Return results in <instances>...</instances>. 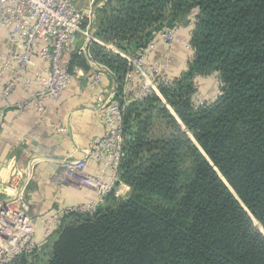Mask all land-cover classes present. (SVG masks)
Returning <instances> with one entry per match:
<instances>
[{"label": "trees", "instance_id": "1", "mask_svg": "<svg viewBox=\"0 0 264 264\" xmlns=\"http://www.w3.org/2000/svg\"><path fill=\"white\" fill-rule=\"evenodd\" d=\"M193 9L187 69L124 106L130 196L69 211L44 263L35 250L7 264H264V0H105L93 33L137 55ZM90 49L120 93L127 59L96 41ZM91 63L71 54L73 71ZM215 72L221 93L196 106L198 77Z\"/></svg>", "mask_w": 264, "mask_h": 264}, {"label": "built area", "instance_id": "2", "mask_svg": "<svg viewBox=\"0 0 264 264\" xmlns=\"http://www.w3.org/2000/svg\"><path fill=\"white\" fill-rule=\"evenodd\" d=\"M84 1L0 0V30L8 41V51L0 61V139L5 119L4 107L14 106L19 114L35 109L43 119L46 104L51 100H60L71 88L75 77V70L70 69L74 51L84 53L98 70L88 76L93 88H101L103 72L113 76L108 67L92 61L90 48L96 41L115 51L119 50L115 44L106 43L94 35L95 0H88L85 5ZM179 31V23L166 27L140 54L119 51L128 61V70L122 92L117 93L116 82L113 92L99 96L98 110L102 113L105 130L94 138L88 150L90 163L95 165V170L90 169L91 165L86 159L63 160L67 172L60 179L79 188L94 189L96 200L67 206L44 216L42 244L35 239L31 204L26 197L28 180L25 185L20 184L15 195L8 196L0 203V264L21 253L37 250L52 236L69 211H93L105 202L109 194L121 198V188H131L120 176V165L125 156L123 109L133 100L153 93L161 95L160 86L173 83L174 79L168 74L165 63L151 61L149 56L160 41L167 44L178 42ZM186 46L193 49L190 41L186 42ZM39 61L44 67L32 75L33 71H30ZM134 75L138 84L132 89ZM20 88L28 93V97L13 101V95ZM220 93L221 88L217 96ZM217 96L214 99L206 98L198 89L192 99L196 106H201ZM20 170L14 173L13 178L21 175ZM15 179H9V183Z\"/></svg>", "mask_w": 264, "mask_h": 264}, {"label": "crops", "instance_id": "3", "mask_svg": "<svg viewBox=\"0 0 264 264\" xmlns=\"http://www.w3.org/2000/svg\"><path fill=\"white\" fill-rule=\"evenodd\" d=\"M198 12V9H193L179 23L178 42L167 44L160 41L149 56L151 61L165 63L173 79L187 69L193 58L194 50L188 48L186 42L191 40ZM7 51L8 41L0 30V61ZM43 67L44 64L39 61L30 73L33 71V75ZM94 71L98 70L92 63L88 70L77 66L71 88L60 100H51L46 104L43 119L35 109L19 114L14 106L4 107L5 119L0 139V203L8 196L15 195L20 184L25 185L28 180L26 197L31 204L35 239L41 244L44 216L67 206L94 201L97 197L94 189L79 188L60 179L67 172L63 160L86 159L90 163L88 150L94 138L105 130L102 113L98 110L99 96L113 92L116 81L108 72H103L101 88H93L88 76ZM216 80H220L217 72L198 77V86L206 98L214 99L217 96ZM131 84L132 89L138 84L135 75ZM24 97H28V93L20 88L13 95V101ZM90 165V169L95 170V165ZM14 167L21 169V175L16 179L13 178L17 171ZM9 179L15 180L9 183ZM121 190L123 197L119 199L128 198L132 192L130 187Z\"/></svg>", "mask_w": 264, "mask_h": 264}, {"label": "rangeland", "instance_id": "4", "mask_svg": "<svg viewBox=\"0 0 264 264\" xmlns=\"http://www.w3.org/2000/svg\"><path fill=\"white\" fill-rule=\"evenodd\" d=\"M103 2L105 3V0H95V2H94V4H95V11H96V9L98 8V7H100V6H102V5H104L103 4ZM85 4H88V0H86V1H84V5ZM81 5H83V4H81ZM97 13L95 12V15L93 16V30H94V26H96V21H97ZM189 48V47H188ZM216 83H215V88H216V90H217V93H218V91L220 90V87H221V82H220V80H216L215 81ZM198 89L199 90H201L200 88H199V86H198ZM212 98V97H211ZM49 239H51L52 241L55 239V235H52V236H50L46 241H45V243L49 240ZM45 243L42 245V246H40L36 251L38 252V255H39V259H40V263H44L45 262V254H46V251H45V249H44V245H45ZM21 254H23V253H21ZM21 254H19V255H21ZM19 255H17V256H19ZM16 256H14L12 259H10L8 262H10V261H12L14 258H15ZM7 262V263H8ZM7 263H4V264H7Z\"/></svg>", "mask_w": 264, "mask_h": 264}, {"label": "water", "instance_id": "5", "mask_svg": "<svg viewBox=\"0 0 264 264\" xmlns=\"http://www.w3.org/2000/svg\"><path fill=\"white\" fill-rule=\"evenodd\" d=\"M256 226L259 227L264 232V228L261 226V224L258 221L256 222Z\"/></svg>", "mask_w": 264, "mask_h": 264}]
</instances>
